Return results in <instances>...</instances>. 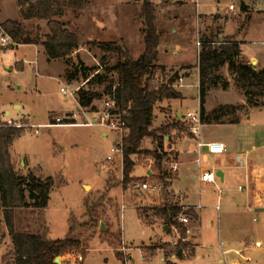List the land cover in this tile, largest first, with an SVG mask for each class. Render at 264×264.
Returning <instances> with one entry per match:
<instances>
[{
  "label": "rangeland",
  "instance_id": "374dc122",
  "mask_svg": "<svg viewBox=\"0 0 264 264\" xmlns=\"http://www.w3.org/2000/svg\"><path fill=\"white\" fill-rule=\"evenodd\" d=\"M151 1L156 6V25L161 36L160 54L165 56V52H169L164 58L169 64H166L164 72H156V81H166L174 73L180 72L182 69L173 63L181 61H187L182 65L190 67L188 71L182 70V75L189 76L202 46L198 42L206 39L222 42L226 37L238 38L250 27L246 38L248 42L245 43L247 55L253 51H260L259 54L264 55V43L261 42L264 41V11H256L259 7L253 5L256 1L249 5V0H221L220 3L217 0H202L198 8L185 1ZM143 2L93 0L92 5L78 14L69 11L67 16L73 22L71 28L79 33L81 43L80 49L71 57L70 69L64 59L49 60L42 46L23 45L14 49L0 47V123L13 125L16 122H9V119H22L26 126L25 133L11 149L16 170L27 176L32 170L29 165H33L32 171L37 177H52L55 182L48 207L45 210L32 207L14 209V226L18 232L41 234L54 240L65 239L71 230V237L82 242L81 248L73 251L81 254L82 260H76L70 252L61 257L60 264H126L128 258L129 264H169V261L171 264H226L221 259L230 258V254L224 251L230 248L228 241L232 238L248 237L253 242L261 241L264 247V210L249 211L245 208V204L240 201L243 192L238 190L242 184L239 175L231 179L227 173L225 183L218 179L219 187L224 190L220 211L216 209L218 192L215 187L209 186L200 194L193 163L180 164V180L175 186L173 180L161 192L153 193L135 186L155 180L159 172L153 155H133L136 166L124 189L123 157L121 153L113 152L116 142L120 140L117 134L101 125H44L56 118L68 121V113L74 114L73 119L79 124L95 117L94 112L80 108L77 95L64 93L61 88L73 90L84 83L85 88L89 87L86 76L77 66L83 64L90 70L87 75H92L100 65L108 68L119 60L117 53L103 51L98 45L90 43L92 40L121 42V37H124L132 56L139 57L145 47L141 17ZM230 3L237 5L236 12L229 11ZM5 4L13 11L15 0H5ZM115 14L121 15L125 21L117 25ZM97 19L110 23L109 28L105 29L107 33L95 30ZM112 25L120 26L121 32L110 27ZM28 27L33 35L41 37L49 32L46 22L42 21L30 23ZM68 69L70 73L76 74L75 80L66 78ZM99 70L103 72L102 68ZM220 72L224 78L222 83L211 89L206 97L208 112L216 110L225 120H242L249 116L248 111L254 106L264 107V98L253 101L247 99L228 66ZM108 84L99 85L95 80L91 87L102 93ZM180 84H176V89H181L183 100L159 104L153 124V128L174 124L178 121L177 112L182 114L179 123L186 130L171 128L164 140L165 150L171 153L170 160L175 161L177 152L173 148L178 140L187 138L189 133L184 115L200 107L197 74L193 73L187 78L182 88ZM105 100L106 96L96 101L98 110L104 108ZM104 132L108 133L107 137L103 135ZM201 133L202 137L207 135L210 139L220 134L217 125L212 124H204ZM158 144V140L146 138L142 148L154 151ZM187 147L189 144L180 145L182 150ZM109 156L114 159L109 161ZM214 165L215 162L210 160L204 162L202 167L211 168ZM164 167L168 169L166 163ZM147 169L156 175H145ZM167 196L180 200L186 207L184 210L191 208L189 204L203 205V208H197L200 222L196 223L188 216L190 222L187 226L192 232L186 233V240L181 239L179 227L173 228L174 236L164 231L161 222V225L151 226L139 216L140 212L145 219L147 216L144 214L151 213L152 218H147L154 220L153 208L164 203ZM123 203L127 208L122 214ZM0 215L4 218L2 211ZM102 224L104 230L101 229ZM193 234L196 235L194 239ZM13 249L12 238L4 221L3 232H0V264H10L14 258ZM159 251L163 255L150 256L151 252ZM164 255L167 259L173 258L165 261Z\"/></svg>",
  "mask_w": 264,
  "mask_h": 264
},
{
  "label": "trees",
  "instance_id": "16d2710c",
  "mask_svg": "<svg viewBox=\"0 0 264 264\" xmlns=\"http://www.w3.org/2000/svg\"><path fill=\"white\" fill-rule=\"evenodd\" d=\"M19 12L22 20L7 19L2 22L7 34L12 38L14 45H42L49 60L64 59L72 65L71 57L80 47L79 33L72 29V20L68 12L78 14L87 9L91 0H18ZM141 17L144 23V52L134 58L124 41H96L90 43L98 45L103 51L115 52L119 60L115 65L105 68L103 72L87 75L89 69L82 65L77 66L89 84L83 86L77 95L81 109L91 112L98 111L96 101L113 97L116 100L119 114L126 122L128 134L124 139L123 185L127 188L131 175L136 166L133 155L151 154L155 160L158 176L155 179L165 180L168 173L164 167L165 161H170V153L165 150L164 140L171 128L186 130L180 124L179 118L174 124H166L153 128L155 110L165 101L183 99L175 85L180 79L176 72L168 80L156 81L158 70L166 68L157 64L159 56L160 33L156 25V6L151 0H144ZM35 21L46 22L49 32L44 37L33 35L29 24ZM27 22V23H26ZM215 43V44H213ZM199 52L200 68V110L204 124L236 123L237 120H225L216 110L208 112L206 97L211 89L216 88L223 81L221 69L228 65L230 74L236 84L244 91L249 101L264 98V69L257 70L255 66L241 58V43L227 38L222 43L204 40ZM68 72L66 78L73 81L76 74ZM90 71V70H89ZM91 76V77H90ZM109 83L104 92H98L91 86ZM255 104V103H254ZM256 105V104H255ZM70 120V119H69ZM65 121L64 124H74V121ZM52 124H58L57 121ZM25 124L18 126L0 123V211L4 214V221L9 229L13 242V256L10 264H57L55 259L81 248L80 239L71 237L65 239H49L45 235L22 233L15 229L13 210L22 207L45 209L51 199L54 179L37 177L32 171L27 176L16 170L12 157V147L15 141L25 133ZM188 137H192L189 131ZM146 138L158 140V148L154 151L143 150L142 144ZM146 182V181H144ZM153 210L160 219H163L171 228H180L181 239H186V227L178 222L180 214H186L193 219L198 217L191 208L184 210L180 201L166 198L164 203L155 206ZM180 244H182L180 240Z\"/></svg>",
  "mask_w": 264,
  "mask_h": 264
},
{
  "label": "crops",
  "instance_id": "0c3cea01",
  "mask_svg": "<svg viewBox=\"0 0 264 264\" xmlns=\"http://www.w3.org/2000/svg\"><path fill=\"white\" fill-rule=\"evenodd\" d=\"M92 1L93 0H91L90 5H92ZM175 1H179V0H175ZM244 1H246V0H244ZM249 1L247 2L249 5L253 4V2L256 1L253 4L255 6H257V5L259 6L258 10H256V11H264V4L261 0H249ZM17 2H18V0H15V4H14L15 7H14L13 11H11V9L7 8V6L5 4V0H0V20H1V22H4L7 19L22 20V18L20 16L19 7H18ZM179 2H184V1H179ZM114 17L116 19L117 25H119L118 23H121L120 21H122V22L125 21L124 18L121 17V15L115 14ZM96 21H97V23L95 25V30H100V31H102V33H107V30H105V29L109 28L108 25H110V23L106 22L107 23L106 24V23H104V21H98V19ZM117 25H115V26L112 25L110 27H112V28L115 27L114 29H116L117 32H121V28H119L120 26L118 27ZM250 31H251V27L248 28L247 31H244L243 35L242 36L240 35L241 37L232 38V39L241 43L240 46H241L242 51H243L242 56H241L242 59L248 61L250 64L255 66V68L257 70L264 69V55L259 54L260 51H253L252 53L247 55L245 43L248 42V40L246 38L249 36L248 34L250 33ZM121 39H122V41L125 42L124 37H121ZM226 39H227V37H226ZM225 40H223V41H225ZM100 41H102V40L100 39ZM104 41H107V40H104ZM222 42H216V44H219ZM261 42L264 43V41H261ZM213 44H215V43H213ZM19 46H23V45H18V46H13V47H4V46L0 45L1 48H6V49H14V48H18ZM35 46L39 47L42 45H35ZM201 48H199V50H198L196 62H194V66L191 68L192 71H190L191 74H189V76L185 77L181 73L182 70L188 71V69H190L189 66H183L182 65V64H184V62H187V61H183V62L181 61V62L173 63L175 67H180V69H182L179 72L180 79L178 81V83L181 82V84H180L181 88L184 86L185 80L187 78H190L193 75V73H196L198 78H199V90H200L199 52H200ZM143 52H144V50H143ZM167 54L169 55V52H165V56H164V55H162V53L160 54V51H159V56H158V61H157V64L159 66H163L166 68V64L167 65L169 64V63H166L164 61V58L167 56ZM226 66H228V65H226ZM175 88H176V85H175ZM178 91L182 93L181 89H179ZM182 95L184 98L183 93H182ZM179 100H183V99H179ZM171 101H172V104L175 102V100H171ZM155 112H156V110H155ZM248 113H249V116L246 119H242V120L235 119V120H237L236 123L226 122V123H222V124H212V125H217L218 131L220 132L219 136L217 138L210 139L207 135H205L202 137V139L206 142L224 143L226 146V153L223 155H216V156L205 154V155H203V161L209 162L210 160H213L215 162L216 165H214L211 168H217V170L223 171L224 178L223 179L219 178V179H221V181L223 183H225L227 180V173H228L229 178H231V179L236 177V175H239V177H241L242 184L239 185L238 190L243 192V195H242L240 201H242L245 204V208L249 211L250 210L251 211L252 210L253 211H257V210L259 211L260 210L261 211V210H264V107L254 106L251 110L248 111ZM7 114H9V112ZM155 116H156V114H155ZM67 117L70 118V120H72L74 122L76 121L75 119H73L74 114H72V113L71 114L68 113ZM181 117H182V114H178V112H177V118L180 119ZM56 119H53L54 120L53 122H55ZM8 121L9 122L14 121V122H16V124L18 126H21L23 124L22 119H21V121L13 120V119L12 120L9 119ZM50 124H52V122L46 123L44 125H50ZM74 124H77V122ZM31 125L35 126V124H32V123H31ZM103 135L107 137L108 133L104 132ZM167 138H169V137H167ZM188 144H189V147H187L188 149L187 148H185L186 150L180 149V145L186 146ZM173 150H175L177 152V156L176 155L175 156L177 157L176 161L179 163V170H180V164L187 162V163H193L195 165L194 171L197 173V167L198 166H197L196 160L198 157V150H197V142H196V139L194 138L193 135L190 138L187 137V138H182V139L178 140V142H177L175 148H173ZM170 155H171V153H170ZM33 168H34L33 165H29V169L33 170ZM144 173L147 176L156 175V173L150 169H147ZM157 176H158V174H157ZM195 178L197 179V174L195 175ZM179 180H180V171L177 174L173 175L171 182L172 181L175 182L174 183V186H175V184ZM218 184H219V180H218ZM240 186L243 187V190L239 189ZM85 187H86V185H85ZM213 187H215V186H213ZM215 189H216V187H215ZM187 198H186V200H187ZM222 199H223V197H222ZM177 201H180V200H177ZM217 202H218V200H217ZM180 204H182V203L180 202ZM182 205H184V204H182ZM189 207H191L198 215V217L196 219H193L192 217L191 218L196 223L200 222V214L198 212L197 207L192 206L190 204H189ZM152 213H153V216L155 217L154 220H149V218L152 216L151 213L144 214V216H147L149 218L145 217V219H143V217H141V215H140V212H139V216L143 221L145 220L144 222H146L147 224H149L151 226L160 224V222H161L162 225L161 224L160 225L164 228V231L168 234H173L175 236L174 230H173V228L175 226L172 225V227L170 228L169 225L166 224V222L163 219H160L157 216V214L154 210H152ZM104 228H105V226H104ZM101 229H102V226H101ZM102 230H104V229H102ZM194 238H196L195 234H193V236H192V239H194ZM228 245L230 248L227 251L230 254V258L228 260L221 259V262L226 263V264H264V247H263V244L261 241L253 242V241L249 240L248 237H245V238L244 237L243 238L237 237V238H232V240H229ZM159 253L162 254L161 251H159L157 253L151 252L150 256L153 257ZM169 256L170 255H168V257ZM179 257H181L180 254H179ZM170 258H173V256L169 257L168 259H170ZM168 259L164 255V260L168 261ZM169 264H171L170 261H169Z\"/></svg>",
  "mask_w": 264,
  "mask_h": 264
},
{
  "label": "built area",
  "instance_id": "2783aa9c",
  "mask_svg": "<svg viewBox=\"0 0 264 264\" xmlns=\"http://www.w3.org/2000/svg\"><path fill=\"white\" fill-rule=\"evenodd\" d=\"M179 1H185L192 5H195L197 8L202 3V0H179ZM264 4V0H261ZM218 3L221 2V0H217ZM229 11L230 12H236L237 11V5L235 3L229 4ZM0 45L4 47H11L14 45V42L12 38L7 34L4 27L2 26V22H0ZM198 45L201 46V42H198ZM101 69V68H100ZM97 71L96 73H99ZM85 85L81 84L77 86L75 89L70 90L69 88L62 87L61 91L64 93H68L70 95H78L79 90ZM95 117L92 120H89L85 123H77V124H64L63 121L58 118L57 122L58 124H51L49 126H60V125H70V126H95V125H101L104 128H106L108 131L117 134L120 137V140L116 142L115 148L113 149V152L115 153H121L123 157V163H124V139L126 138L128 134V129L126 122L122 119L121 115L119 114L118 107L116 104V100L113 97H109L105 100V105L102 110H98L94 112ZM186 121L188 122L189 131L194 136L197 142V150H198V157H197V180L199 182V188H200V194L206 191V189L209 186H215L218 192V203L216 205V209L220 211V202L222 200V197L224 195V191L222 188L218 185V179L220 178L217 175V168H206L202 167L203 161V155L208 154L212 156L216 155H223L226 153V146L224 143L221 142H206L202 139V127L204 125L201 115L200 107L196 111H189L187 114L184 115ZM114 158L112 156L108 157L109 161H112ZM165 163L168 165V173L169 175L166 176L165 180H157L154 181H146L143 183H138L135 186L142 191H148V192H161L169 183L173 175L177 174L179 172V163L175 160L165 161ZM240 190H243V187L240 186ZM198 209L203 208V205L200 203L196 206ZM127 205L123 203L121 205V212L126 210ZM183 208L186 207L183 205ZM180 224H183L186 227V233L191 234V229L188 228V223L190 222V219L188 215L186 214H180L178 219ZM179 234L180 230L178 229ZM123 234V231H122ZM187 239V238H186ZM185 239V240H186ZM124 251H126V248H123ZM225 254L229 253L227 250L224 251ZM75 259L82 260V255L78 254L77 252H72ZM144 258H146V255L144 254ZM62 259V258H61ZM130 263V259L128 258L126 260V264Z\"/></svg>",
  "mask_w": 264,
  "mask_h": 264
},
{
  "label": "water",
  "instance_id": "95a60500",
  "mask_svg": "<svg viewBox=\"0 0 264 264\" xmlns=\"http://www.w3.org/2000/svg\"><path fill=\"white\" fill-rule=\"evenodd\" d=\"M217 175L223 179L224 178V175H223V171L222 170H217ZM3 225H4V218L0 215V232H3ZM102 229H104V224H102ZM180 255H182V251H180L179 253ZM55 262L57 264H60L61 263V257H57L55 259Z\"/></svg>",
  "mask_w": 264,
  "mask_h": 264
}]
</instances>
